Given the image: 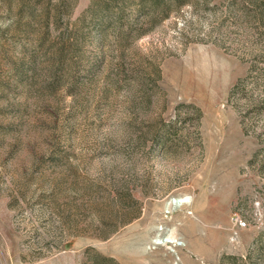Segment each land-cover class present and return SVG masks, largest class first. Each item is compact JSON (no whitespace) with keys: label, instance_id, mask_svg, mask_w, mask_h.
<instances>
[{"label":"rangeland","instance_id":"obj_1","mask_svg":"<svg viewBox=\"0 0 264 264\" xmlns=\"http://www.w3.org/2000/svg\"><path fill=\"white\" fill-rule=\"evenodd\" d=\"M91 3L0 0V264H264L263 0Z\"/></svg>","mask_w":264,"mask_h":264},{"label":"trees","instance_id":"obj_2","mask_svg":"<svg viewBox=\"0 0 264 264\" xmlns=\"http://www.w3.org/2000/svg\"><path fill=\"white\" fill-rule=\"evenodd\" d=\"M195 1L197 2V0H104L103 4H99L98 0H92L86 14L94 16L93 20L97 30L101 34L100 37L103 38L109 27L115 24L118 25V29H122V32L125 31V24L129 19L128 11L133 12L138 18L143 15L148 21L149 27L152 28L169 18L174 11ZM258 20L264 25V7L258 15ZM125 33L128 34L129 32ZM234 90H237V87ZM105 259L109 258L106 257Z\"/></svg>","mask_w":264,"mask_h":264},{"label":"built area","instance_id":"obj_3","mask_svg":"<svg viewBox=\"0 0 264 264\" xmlns=\"http://www.w3.org/2000/svg\"><path fill=\"white\" fill-rule=\"evenodd\" d=\"M234 221H235V223H236L239 227H243V228H244V227L247 226L246 221H244L243 219H241V218L238 217V216H235Z\"/></svg>","mask_w":264,"mask_h":264}]
</instances>
